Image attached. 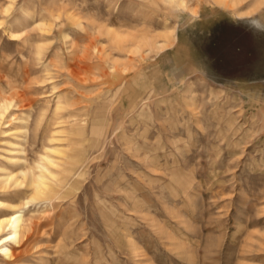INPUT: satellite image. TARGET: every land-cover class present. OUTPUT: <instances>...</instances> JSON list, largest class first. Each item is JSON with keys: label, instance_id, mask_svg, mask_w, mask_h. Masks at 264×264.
Returning <instances> with one entry per match:
<instances>
[{"label": "rangeland", "instance_id": "obj_1", "mask_svg": "<svg viewBox=\"0 0 264 264\" xmlns=\"http://www.w3.org/2000/svg\"><path fill=\"white\" fill-rule=\"evenodd\" d=\"M233 5L0 0V199L34 216L0 264H264V0Z\"/></svg>", "mask_w": 264, "mask_h": 264}, {"label": "bare ground", "instance_id": "obj_2", "mask_svg": "<svg viewBox=\"0 0 264 264\" xmlns=\"http://www.w3.org/2000/svg\"><path fill=\"white\" fill-rule=\"evenodd\" d=\"M219 1L222 3L223 2L227 3L228 0H219ZM229 1L232 3V5L233 4L236 5V4H239L241 2V0H229ZM18 36H19V33L17 31H11V38H16ZM7 109H8V106H5L4 104L0 105V115L4 117V114H6L5 112H7ZM23 160H24V158H23ZM42 166H43V164H42ZM43 167L47 170V168L45 166H43ZM32 169L33 168H31V171H32ZM34 171L30 175L28 174L27 170L23 171V175L25 176V179L29 178L28 179L29 183L34 188V194L30 199H27L28 200L26 202L27 204L31 203L30 200L34 201L35 199L48 197L51 193V190H52L51 186H49V184L46 181V175L44 173H41V174L38 173L39 175H37L35 173L36 171L35 172ZM12 172L13 171H11V173L7 174V176L3 180H1V183L3 184V186L5 185L4 186L5 188L7 187L8 184L11 185V182L15 179L14 173H12ZM21 179L22 178L16 177V180H15V183L19 186L23 184V181H21ZM18 202H19V200H18ZM26 203H24V204H26ZM19 206H20V204H19ZM19 206L17 204L11 203L9 201L0 199V207L8 208V209L12 210L11 212H9L5 215H3V214L0 215V235L3 234L4 232L8 231L5 235L0 237V254H1V256H3V255L7 256V257L12 256V258H13L14 254H13V250H12L13 248L11 247L12 243H14V242L19 243V244L22 243V241H21L22 238L29 236L30 233H32L31 230L34 228V224H33L34 221L32 222V220H31V219H33L32 217H34V216H32V217L30 216L31 219H29V217L27 218L25 216V214L23 213V210L21 208L23 206H20L21 209L18 208ZM6 212H8V211H6Z\"/></svg>", "mask_w": 264, "mask_h": 264}, {"label": "crops", "instance_id": "obj_3", "mask_svg": "<svg viewBox=\"0 0 264 264\" xmlns=\"http://www.w3.org/2000/svg\"><path fill=\"white\" fill-rule=\"evenodd\" d=\"M237 18L242 19V18H240V17H237Z\"/></svg>", "mask_w": 264, "mask_h": 264}]
</instances>
